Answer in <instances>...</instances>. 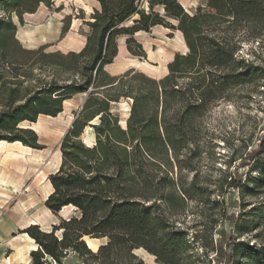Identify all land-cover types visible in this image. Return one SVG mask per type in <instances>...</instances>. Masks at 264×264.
Here are the masks:
<instances>
[{
	"label": "trees",
	"instance_id": "trees-1",
	"mask_svg": "<svg viewBox=\"0 0 264 264\" xmlns=\"http://www.w3.org/2000/svg\"><path fill=\"white\" fill-rule=\"evenodd\" d=\"M97 1L100 9L85 22L90 32L82 51L42 54L45 46L22 47L13 16L23 25L25 14H35L41 5L52 8L54 0H0V12L6 15L0 16V143L44 149L36 132L24 125L36 124L41 116L56 118L66 100L85 96L61 142V163L49 177L52 193L45 202L54 214L68 208L77 215L61 219L52 231H42L38 225L23 230L37 246L25 264H64L70 254L77 255L81 264H144L135 254L142 249L158 264H188L192 243L172 216L179 204L185 207L196 198L202 203L205 196L210 201L211 192L198 186L196 175L190 185L179 179L169 188L162 160L170 153L178 158L194 143L193 128L229 91L264 78L261 67L238 56L241 41L264 37V0H207L193 14L178 0ZM157 6L164 8V15L155 11ZM68 19L62 37L70 30ZM157 26L179 31L188 49L175 55L164 78H150L136 68L117 77L107 73L106 67L119 55L120 37H129L130 54L146 58L134 36ZM19 53L26 62L17 60ZM39 64L58 67L71 79L38 83L34 72ZM185 79L191 82L179 83ZM29 81L34 85L21 90ZM122 99L133 101L125 127L111 110V104ZM88 129L94 138L90 145L82 139ZM258 142L241 164L249 167V174L236 169L233 176L227 175L219 182L223 199L213 202L223 206L227 225L235 223L239 236L248 232L234 218V206L227 205L226 195L228 190L252 193L264 188V171L252 175L259 165L264 167V131ZM225 186L228 190L223 192ZM213 220L215 226L218 222ZM86 237L108 241L93 250ZM228 240L232 241L231 234L222 230L212 251L224 252ZM239 254L253 264H264V243L256 247L235 242L228 257Z\"/></svg>",
	"mask_w": 264,
	"mask_h": 264
},
{
	"label": "rangeland",
	"instance_id": "rangeland-1",
	"mask_svg": "<svg viewBox=\"0 0 264 264\" xmlns=\"http://www.w3.org/2000/svg\"><path fill=\"white\" fill-rule=\"evenodd\" d=\"M56 1L52 8L41 5L37 16L26 17L25 20L29 21L27 25L30 26V35L32 36L30 40L33 42L30 45L38 46L37 42L42 41V39H35L34 35L37 34L38 30H41L40 28H42L47 18H57L63 23L66 18L67 23H69L67 15L69 14L70 19H76V28L78 24L84 23L81 17H85V20L90 21L94 13L93 10L89 9L88 13L83 15L82 10L73 7L72 3L67 4L68 7L72 6V11L71 7L70 11L67 8L64 11L65 9L63 10L64 7L61 8L62 3H60L62 0ZM144 1L147 3L148 0ZM206 4L207 0H192L189 6L186 7L187 12L193 14L199 6L205 7ZM155 11L164 15L162 6H157ZM0 16L6 17L1 12ZM13 21L18 28L24 27L23 25L27 23L24 21L22 25L16 15L13 16ZM172 23L176 24L173 21ZM85 29L87 33L90 32V28L85 26ZM48 36L50 38V34ZM48 36L45 37L46 40ZM60 38L62 36L56 39L54 46L45 45L42 54H67L58 49ZM134 38L139 44L143 45L147 57L140 58L130 54L126 50V41L129 37H120L121 61L117 62L115 60L113 64L106 67L107 73L111 76H121L131 70L127 68L132 66V69L136 68L138 72L159 80L168 74V65L174 60L177 53L188 52L181 33L166 26H157L150 33L136 34ZM240 45L239 59L245 58L253 62L255 66L261 67L263 69L261 74L264 77V37L255 42L245 39L240 42ZM22 47L25 48L23 45ZM42 47L44 46L28 50H39ZM133 48L136 50V45H133ZM16 58L22 63L27 60L21 53L17 54ZM34 75L37 76L38 83L45 84H50L62 78L71 79L70 74L65 75L60 72L58 67L48 64L36 66ZM190 82L191 80L186 79L179 81L183 84ZM30 85H34V83L29 81L27 84H23L21 90ZM132 102L130 99H122L119 103L111 104L112 113L120 118L124 127L129 117ZM81 109L82 107H66L57 119L41 117L34 125H24L35 130L40 145L44 146L42 150L33 151L27 147L23 148L22 144V146L15 147H7L4 144L0 148V215L18 211L24 222L35 221L37 224L44 226L46 224L58 225L61 219H69L77 215L76 210L73 209L54 214L46 208L45 202L52 192L48 181L49 177L56 173L61 162V142L72 126V124H68L69 118L75 120ZM91 131L88 129L82 136L84 142L89 145L94 142ZM263 131L264 78L237 86L229 91L225 99L220 100L208 109L200 125L193 128L194 143L182 152L178 158L170 153L168 157L162 160L165 166L162 169L165 175L167 174L166 184L169 188H171L172 182L178 185L179 179L183 180V184L190 185L196 175L198 186L208 187L211 192L208 196L210 201L206 202L207 196H205L202 203L198 202L196 198L187 201L185 207H179V204L176 207L177 212L172 216L177 229L187 232L189 235L188 240L192 243V248L188 253L189 256H187L188 264H215L219 260L221 264H253L251 261L246 260L242 254L234 258L228 256L235 242L241 241L256 247L264 243V188L255 190L252 193L245 189H242L240 193H233L226 186L223 188V192L228 190L226 195L227 205L233 204L234 206L231 209L234 218L238 220L239 226L246 228L245 230L248 232L243 236H239L237 233L235 223L227 225L226 219L223 217V206H215L213 202L223 199L224 193L219 190V182L227 175L233 176L236 169L241 174H249V167L242 168L241 164L247 154L259 144L258 140ZM262 171H264V167L259 165L252 175L258 177ZM17 174H20V176H17ZM213 218L218 222L215 226ZM53 226L48 230L52 231ZM222 230L231 234L232 241H227L224 252L212 251L214 247L217 248ZM22 232L19 230L14 234V237H18L20 248L25 247V250L18 251V255L22 259L25 256L24 262L29 263L31 250L28 247V239L24 236L26 234ZM195 234H198L200 238L198 242L193 240ZM87 241L91 245L90 247L96 250L100 245L106 244L108 240ZM12 253L13 251L6 252L1 261H5L6 258L14 260ZM220 253H226V255L220 257ZM135 254L141 258L144 264H158L155 257L143 249L135 252ZM63 262L64 264H81L79 257L75 254H70ZM8 264H12L11 261Z\"/></svg>",
	"mask_w": 264,
	"mask_h": 264
},
{
	"label": "crops",
	"instance_id": "crops-1",
	"mask_svg": "<svg viewBox=\"0 0 264 264\" xmlns=\"http://www.w3.org/2000/svg\"><path fill=\"white\" fill-rule=\"evenodd\" d=\"M178 1L184 7V9L187 11L186 7L189 6V3L192 0H178ZM56 2L57 1L54 0L53 5ZM60 3H62L61 8L64 7L63 10L65 9L64 11H66L67 9H69V11H70V7H71V11H72V6H70V7L67 6V4L70 5V3H72L73 7H78L80 10H82L83 15H85V13H88L89 9H91L93 11L100 9V3L97 0H62V2H60ZM68 13H70V12H68ZM37 15H38V11L35 14H26V16L24 17V21L27 23L25 25H23L24 27H22V26L19 27L18 31H17V39L27 49H33L35 47L45 46V45L54 46L56 39L59 36L61 37V32H62V28H63L64 23L61 20H58L57 18H53V17L47 18L45 23L43 24L42 28H40L41 30H38L37 34L34 35L35 39H37V40L42 39V41L37 42L38 46L30 45L31 43H33L32 40H30V38L32 36L30 35L31 34L30 33V26L27 25L29 21L25 20V19H26V17L32 18V17H35ZM67 15H68V17H71V16H69V14H67ZM70 20H71L70 21V30L64 37L60 38V42L58 43V45H59L58 49L64 53H69V52L79 53L80 51H82L84 49V47L86 46V43H87V39L85 36V34L87 33V31L85 29V26H86L85 22H87L89 20L83 19L84 23L78 24L76 26V28H75L76 19L74 18V19H70ZM82 32H84V33H82ZM49 34H50V38L48 36ZM139 34H142V33H138L137 35H139ZM47 36L49 39L47 38V40H46L45 37H47ZM34 43H36V42H34ZM121 53H122V51H121V47L119 45V55L115 59L117 62L121 61V59H120ZM132 68L133 67L131 66L127 69H132ZM84 100L85 99H84L83 95L77 94L72 99L66 100L63 103V110L66 107L67 108H81L84 104ZM4 144H6L7 147H15V145L17 143L8 144L5 142H2V143H0V148L3 147ZM30 150L36 151V149H32V148H30ZM19 168L21 169V167H19ZM17 170H18V168H17ZM17 176H20V174H17ZM53 225H56V224H52V225L46 224L45 226L38 224V226L41 227L42 231H45V232L50 231L48 229ZM30 226H31V222H24L23 218L21 217L20 212H18V211L15 213L9 212V213H5V214L0 215V264H8V262H10V261L12 264H25V262H24L25 256L22 259L18 255V251L25 250V247L20 248V245L18 242L19 240H17L18 237H14V234L19 232V230L23 231ZM12 239H16V240H12ZM11 251H13V253H12L13 257L12 258H14V260H12L10 258L9 259L6 258L5 261H1L2 256H4L6 254V252H11Z\"/></svg>",
	"mask_w": 264,
	"mask_h": 264
},
{
	"label": "bare ground",
	"instance_id": "bare-ground-1",
	"mask_svg": "<svg viewBox=\"0 0 264 264\" xmlns=\"http://www.w3.org/2000/svg\"><path fill=\"white\" fill-rule=\"evenodd\" d=\"M41 117H46V116H41ZM40 117V118H41ZM58 117H60V115L58 116ZM58 117H56V118H52V117H48L47 116V118H49V119H57ZM72 122H73V118H69V121H68V124L69 125H71L72 124ZM34 125V124H33ZM15 146H22L20 143H17ZM23 148H25L24 146H22ZM60 166V165H59ZM16 174V173H15ZM50 187H51V189H52V186H51V184H50ZM52 193V192H51ZM68 208H65L64 210H67ZM63 210V211H64ZM31 225H38L35 221H31ZM24 236H26V238L28 239V244H29V249L31 250V251H34V250H37V246H36V244L34 243V241L28 236V235H24ZM88 240V239H87ZM89 246H91V245H89Z\"/></svg>",
	"mask_w": 264,
	"mask_h": 264
},
{
	"label": "water",
	"instance_id": "water-1",
	"mask_svg": "<svg viewBox=\"0 0 264 264\" xmlns=\"http://www.w3.org/2000/svg\"><path fill=\"white\" fill-rule=\"evenodd\" d=\"M90 125H93L92 123H90L89 124V127L91 128V126ZM29 129H31V130H33L32 128H29ZM86 130V129H85ZM35 131V130H34ZM87 239H89V240H98V239H90V238H88V237H86V238H84V241L86 242V244H87V246L90 248V246H89V243H88V241H87ZM91 249V248H90ZM35 251V250H34Z\"/></svg>",
	"mask_w": 264,
	"mask_h": 264
}]
</instances>
